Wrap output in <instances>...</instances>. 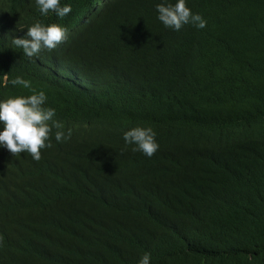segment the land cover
<instances>
[{"label": "trees", "instance_id": "1", "mask_svg": "<svg viewBox=\"0 0 264 264\" xmlns=\"http://www.w3.org/2000/svg\"><path fill=\"white\" fill-rule=\"evenodd\" d=\"M101 1L61 0L57 19L0 0V99L31 94L20 76L71 130L39 161L0 148V264H264V0H186L207 26L178 32L161 0ZM37 20L83 65L51 80L59 49L16 48ZM136 126L151 158L125 145Z\"/></svg>", "mask_w": 264, "mask_h": 264}, {"label": "clouds", "instance_id": "2", "mask_svg": "<svg viewBox=\"0 0 264 264\" xmlns=\"http://www.w3.org/2000/svg\"><path fill=\"white\" fill-rule=\"evenodd\" d=\"M35 4L41 16H47L50 12L57 16V19L67 16L71 11V4H61V0H35ZM157 19L173 31H180L185 25H192L197 29H204L207 26L206 19L199 13H193L187 7L186 0H161L155 5ZM59 21H50L44 24L37 20L30 26L22 37L12 38V44L21 48L23 54L28 58L39 57L44 52L57 50L55 55L49 56V76L51 80L67 76L65 73L76 71L81 65L79 62L70 59L66 64L62 58L65 56L62 51L66 46L69 36L68 28L57 24ZM67 57V56H66ZM13 86H22L29 89L30 95H15L0 99V148H6L12 154L27 153L32 159H41V149L52 147L50 134L53 128L56 129L55 140L62 143L70 138L71 130L67 135L64 131V124L53 119L56 116V109L46 106L47 95L43 90L37 91L32 87L31 81L17 76L10 81ZM123 140L126 146H133V151H138L151 158L159 149L156 140V133L151 127L136 126L123 133ZM137 264H151V254L145 252Z\"/></svg>", "mask_w": 264, "mask_h": 264}, {"label": "bare ground", "instance_id": "3", "mask_svg": "<svg viewBox=\"0 0 264 264\" xmlns=\"http://www.w3.org/2000/svg\"><path fill=\"white\" fill-rule=\"evenodd\" d=\"M101 2H103V3H104L105 1L103 0V1H101ZM103 3H102V4H103ZM110 64H111V63H110ZM71 92H72V91H71ZM98 105H99V104H98ZM102 107H103V106H102ZM111 112H112V111H111Z\"/></svg>", "mask_w": 264, "mask_h": 264}]
</instances>
